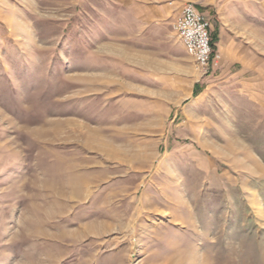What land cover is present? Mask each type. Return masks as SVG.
<instances>
[{"label":"rangeland","instance_id":"1","mask_svg":"<svg viewBox=\"0 0 264 264\" xmlns=\"http://www.w3.org/2000/svg\"><path fill=\"white\" fill-rule=\"evenodd\" d=\"M0 264H264V0H0Z\"/></svg>","mask_w":264,"mask_h":264},{"label":"built area","instance_id":"2","mask_svg":"<svg viewBox=\"0 0 264 264\" xmlns=\"http://www.w3.org/2000/svg\"><path fill=\"white\" fill-rule=\"evenodd\" d=\"M175 31L188 54L204 72L219 67L221 57L215 52L211 38V22L193 4L185 5L178 16Z\"/></svg>","mask_w":264,"mask_h":264},{"label":"crops","instance_id":"3","mask_svg":"<svg viewBox=\"0 0 264 264\" xmlns=\"http://www.w3.org/2000/svg\"><path fill=\"white\" fill-rule=\"evenodd\" d=\"M206 15V14H205ZM207 17V16H206ZM208 18V17H207ZM211 30H212V23H211Z\"/></svg>","mask_w":264,"mask_h":264}]
</instances>
